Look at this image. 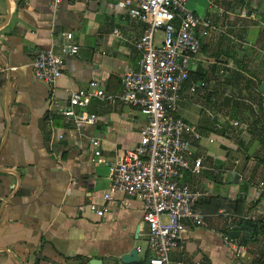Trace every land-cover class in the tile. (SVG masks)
Segmentation results:
<instances>
[{"label":"crops","instance_id":"0c3cea01","mask_svg":"<svg viewBox=\"0 0 264 264\" xmlns=\"http://www.w3.org/2000/svg\"><path fill=\"white\" fill-rule=\"evenodd\" d=\"M118 1L0 0V264H89L92 258L125 264L122 256L133 248L139 261L150 257L143 202L122 193L104 199L111 168L139 143L146 116L98 98L78 108L97 114L95 124L77 128L63 114L71 90L96 79L107 92L120 93L123 74L141 60L136 42L145 23ZM187 5L210 26L198 34L200 52L191 60L178 114L202 134L192 142V156L219 173L184 175L211 195L198 204L205 223L187 222L171 262L255 264L264 233L242 259L224 236L264 212V0ZM64 32L74 34L77 53L64 51L70 43ZM39 49L63 55L55 85L33 74ZM93 139H100L101 155ZM91 203L105 205L106 214L90 210Z\"/></svg>","mask_w":264,"mask_h":264},{"label":"built area","instance_id":"2783aa9c","mask_svg":"<svg viewBox=\"0 0 264 264\" xmlns=\"http://www.w3.org/2000/svg\"><path fill=\"white\" fill-rule=\"evenodd\" d=\"M59 1L54 0L55 6ZM187 3L188 0H119L118 8L145 23L144 32L136 42L142 53L138 66L123 74L120 93L107 92L100 81L93 79L86 87L70 91L69 106L63 111L65 117L74 119L77 128L95 124L97 114L79 109L98 98L122 101L139 109L147 118L139 143L111 168L110 188L104 194L105 200L122 193L144 204L143 220L148 225L152 255L136 264H172L171 253L180 247L187 222L196 226L205 223L206 215L198 204L211 195L210 190L195 188L184 181V175L200 176L206 170L214 175L219 173L202 157L192 156V142L200 140L202 134L197 126L178 114L181 90L190 77L191 60L200 52L198 34L206 35L210 26ZM159 32L162 38L158 40ZM63 34L70 42L64 51L68 48L69 52L77 53L80 46L73 42L74 34ZM63 65L62 54L53 49H39L32 70L38 80L55 85L63 75ZM202 85L194 84L190 90L196 92ZM92 144L95 155H101L100 139H93ZM89 208L99 216L107 212L105 205L91 203ZM248 218L264 224V212ZM224 244L238 259L248 251L246 244L230 234L224 236Z\"/></svg>","mask_w":264,"mask_h":264},{"label":"water","instance_id":"95a60500","mask_svg":"<svg viewBox=\"0 0 264 264\" xmlns=\"http://www.w3.org/2000/svg\"><path fill=\"white\" fill-rule=\"evenodd\" d=\"M68 52L69 51H68V48H67L66 49V53H68ZM241 229H243V230H241ZM241 229H236V230L230 231V236L233 237V238H240L241 236L248 237L251 234L250 232L255 230V227L243 224ZM259 230H261V227L259 228ZM39 257H42V256L39 255ZM139 259H140V257H139L138 248H133L129 253L124 254L122 256V262L125 263V264L137 263L139 261ZM148 262H149V260H148ZM89 264H103V261L100 258H92L89 261Z\"/></svg>","mask_w":264,"mask_h":264},{"label":"trees","instance_id":"16d2710c","mask_svg":"<svg viewBox=\"0 0 264 264\" xmlns=\"http://www.w3.org/2000/svg\"><path fill=\"white\" fill-rule=\"evenodd\" d=\"M243 224L250 225L255 227V230L251 232L250 236L242 237L240 240L242 243L248 245L250 243H256L258 241V235L260 233H264V224L261 221L252 220L251 218L244 219L239 222L238 226H242ZM261 227V230L259 228ZM84 263V262H83ZM255 264H264V249L260 253V257L257 261L254 262Z\"/></svg>","mask_w":264,"mask_h":264},{"label":"rangeland","instance_id":"374dc122","mask_svg":"<svg viewBox=\"0 0 264 264\" xmlns=\"http://www.w3.org/2000/svg\"><path fill=\"white\" fill-rule=\"evenodd\" d=\"M158 34H159V39H160L162 34H161V32H159ZM148 256H151V251L148 252ZM66 264H72V262L71 263H66Z\"/></svg>","mask_w":264,"mask_h":264}]
</instances>
